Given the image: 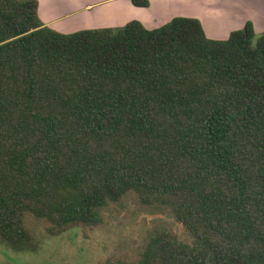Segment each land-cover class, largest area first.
I'll use <instances>...</instances> for the list:
<instances>
[{
    "label": "trees",
    "instance_id": "16d2710c",
    "mask_svg": "<svg viewBox=\"0 0 264 264\" xmlns=\"http://www.w3.org/2000/svg\"><path fill=\"white\" fill-rule=\"evenodd\" d=\"M39 7L0 0V243L35 253L32 221L60 236L134 198L192 240L160 226L107 264H264V34L187 17L64 34Z\"/></svg>",
    "mask_w": 264,
    "mask_h": 264
},
{
    "label": "crops",
    "instance_id": "0c3cea01",
    "mask_svg": "<svg viewBox=\"0 0 264 264\" xmlns=\"http://www.w3.org/2000/svg\"><path fill=\"white\" fill-rule=\"evenodd\" d=\"M150 7L132 0H39V15L52 29L71 34L81 30L123 27L138 20L148 29L159 28L176 17L202 22L207 36L226 40L248 21L264 31V0H149Z\"/></svg>",
    "mask_w": 264,
    "mask_h": 264
},
{
    "label": "rangeland",
    "instance_id": "374dc122",
    "mask_svg": "<svg viewBox=\"0 0 264 264\" xmlns=\"http://www.w3.org/2000/svg\"><path fill=\"white\" fill-rule=\"evenodd\" d=\"M264 31L256 32V40ZM39 248L37 252H15L0 243V264H107L139 254L150 233L167 227L182 240L191 242L188 231L168 210L145 207L134 198L111 205L94 228L78 227L60 236H50L46 226L32 221Z\"/></svg>",
    "mask_w": 264,
    "mask_h": 264
}]
</instances>
